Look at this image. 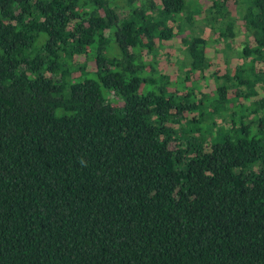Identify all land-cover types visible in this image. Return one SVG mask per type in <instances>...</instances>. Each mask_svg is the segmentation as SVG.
<instances>
[{
    "label": "trees",
    "instance_id": "16d2710c",
    "mask_svg": "<svg viewBox=\"0 0 264 264\" xmlns=\"http://www.w3.org/2000/svg\"><path fill=\"white\" fill-rule=\"evenodd\" d=\"M227 1L222 72L186 0H0V264H264V0Z\"/></svg>",
    "mask_w": 264,
    "mask_h": 264
},
{
    "label": "rangeland",
    "instance_id": "374dc122",
    "mask_svg": "<svg viewBox=\"0 0 264 264\" xmlns=\"http://www.w3.org/2000/svg\"><path fill=\"white\" fill-rule=\"evenodd\" d=\"M156 3H158L160 0H152ZM186 8L193 13L195 16V25L199 28L197 32H201V35L203 37L207 38V45L209 48L212 49L213 53V66L212 70H218V71H224L226 69V65H236L241 63V59L237 58V55L234 54V50L236 48H242L243 45H241V41L243 40V33L242 30L241 32L238 33V36L234 39L233 43V49L229 50V63L226 64L225 62V57L222 56L221 49L224 48L223 42H220L218 44L214 43V41H211V37L213 36V32L210 30V26H208L207 19L205 17L208 15V8L212 4V0H186ZM118 3L122 9L120 11H123V8L128 10L129 6H123L120 0H118ZM136 4V3H135ZM226 8L225 10H230L231 11V16L237 17L238 13L235 10L236 2L235 0H228L226 3ZM198 9V10H197ZM197 10V11H196ZM121 13V12H120ZM240 21L237 22V26H240ZM226 49V48H225ZM180 50L182 48L179 45L171 46V48H166L161 56V65H166V64H172L170 60H172L173 64H177L178 59L181 58ZM164 52L166 54H164ZM236 52V51H235ZM230 67V66H229ZM208 74V73H207ZM206 74V75H207ZM209 84L206 81H202V84L200 86L201 90L203 92H207L209 90H213V84L211 83V78L207 80ZM211 83V84H210Z\"/></svg>",
    "mask_w": 264,
    "mask_h": 264
}]
</instances>
